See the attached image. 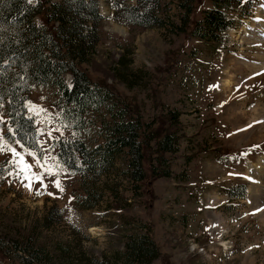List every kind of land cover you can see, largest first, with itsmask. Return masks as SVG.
<instances>
[{"label": "rangeland", "instance_id": "1", "mask_svg": "<svg viewBox=\"0 0 264 264\" xmlns=\"http://www.w3.org/2000/svg\"><path fill=\"white\" fill-rule=\"evenodd\" d=\"M32 3L46 5V0ZM212 5L198 0L192 20L202 19ZM250 6L245 16L240 10L230 13L236 25L216 43L179 31L185 11L176 0H163L158 11L165 29L124 26L114 20L110 1L101 0V41L81 68L118 100L137 106L146 123L156 121L159 130L170 126L171 112L179 113V151L168 155L173 177L153 179L137 202L126 175V153L101 176L71 173L58 162L54 141H102L101 122L109 117L92 113L93 124L77 134L56 109V91L33 87L29 111L36 118L45 167L9 141L4 107L0 130L44 180L38 183L29 173L32 187H25L29 181L16 163L19 157L0 152V235L36 241V248L43 244L51 257L47 264H91L123 252L128 237L143 232L135 225L141 223L153 226L161 250L152 264H264V0H250ZM36 22L43 23L41 15ZM57 127L60 131L46 134ZM155 156L149 150L148 159ZM56 164L58 175L49 176L45 168ZM57 179L63 191L55 187ZM21 260L0 253V264Z\"/></svg>", "mask_w": 264, "mask_h": 264}, {"label": "trees", "instance_id": "2", "mask_svg": "<svg viewBox=\"0 0 264 264\" xmlns=\"http://www.w3.org/2000/svg\"><path fill=\"white\" fill-rule=\"evenodd\" d=\"M109 1L114 20L123 25L167 27L158 12L163 0H138L137 5H130L129 0ZM176 1L185 11L179 31L216 43L236 25L231 12L240 10L245 16L247 9H251L247 7L250 0H209L212 7L204 10L202 19L193 21L191 16L198 0ZM39 15L43 20L41 25L36 23ZM104 19L100 0H46V5L28 3V0H0V103L6 109L9 129L17 133L13 136L8 132L10 141L20 140L25 149L37 152L40 157L36 118L29 111L33 87L56 91V109L77 134L86 132L93 124L88 118L92 113L103 111L109 120L101 122L98 135L102 141L89 144L83 137L59 138L53 144L57 160L73 174L97 177L111 170L117 157L126 153V175L133 198L142 202L145 188L151 186L153 179L173 177L168 155L179 151L180 116L171 112L170 126L159 130L156 121L146 123L137 106L118 100L109 87L94 82L81 68L97 52ZM68 74L72 76L71 85L66 83ZM149 150H154L156 155L152 160L148 159ZM2 173L0 170V177ZM238 195L231 191L232 197ZM245 195L246 190L240 194ZM89 200L87 197L86 201ZM136 224L143 232L129 236L123 252L96 259L91 264H152L159 259L161 250L155 241L153 226ZM3 237L0 235V253L16 255L23 264H47L51 259L43 244L36 248V241L19 242ZM26 254L31 258H26Z\"/></svg>", "mask_w": 264, "mask_h": 264}, {"label": "snow or ice", "instance_id": "3", "mask_svg": "<svg viewBox=\"0 0 264 264\" xmlns=\"http://www.w3.org/2000/svg\"><path fill=\"white\" fill-rule=\"evenodd\" d=\"M28 3H32V0H28ZM0 100H2V98H0ZM0 107H3L2 103H0ZM42 111H47V110H43ZM0 121H2V116H0ZM249 127H251V125H249ZM9 131L12 133L13 136H16V131L14 129H9ZM53 131H60V128H53L50 131H48L46 134L48 136L52 135ZM41 135H45V133L41 130ZM55 139V137H53ZM15 144L20 145L21 148H24L25 146L21 143L20 140H15ZM10 152L14 157H19V160L16 162L19 165H22L20 167V172L24 173V180H28L29 183L25 184V187L31 189L32 187V181L31 178L29 176V173H31V177L34 178L36 180V182L43 184V180H44V174L43 173H39V172H34L32 171L33 169V165L30 164L29 162H27L24 158V155L21 152H18L17 149L15 147H12L10 144H8L5 139L4 136L2 134V130H0V152ZM25 152L27 153V155L33 157L34 159H37V163L39 164L40 167H45V164L47 163V158L46 157H40L38 155L37 152L35 151H29L27 149H25ZM51 159L55 160V157H51ZM44 160V164H40V161ZM54 167H60L59 164L56 165H52V166H48L45 168V172L49 175V176H57L58 173L53 171ZM11 174V173H9ZM55 187L60 189L61 191H63V188L61 187V183L60 181L57 179L54 182ZM45 188H47V185H43ZM37 195H41L43 193L37 191L36 192ZM48 195H53V193L49 192L47 193Z\"/></svg>", "mask_w": 264, "mask_h": 264}, {"label": "bare ground", "instance_id": "4", "mask_svg": "<svg viewBox=\"0 0 264 264\" xmlns=\"http://www.w3.org/2000/svg\"><path fill=\"white\" fill-rule=\"evenodd\" d=\"M249 35H250V34H248V35H246V36H249ZM229 83H230V82L227 81V82H226V85H229ZM254 180H255V179H254ZM253 183H254V184H259L257 180H256V182H253ZM251 191H257V192H258L259 189L254 190L253 188H251Z\"/></svg>", "mask_w": 264, "mask_h": 264}]
</instances>
